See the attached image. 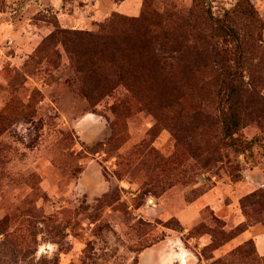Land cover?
<instances>
[{
  "label": "rangeland",
  "instance_id": "rangeland-1",
  "mask_svg": "<svg viewBox=\"0 0 264 264\" xmlns=\"http://www.w3.org/2000/svg\"><path fill=\"white\" fill-rule=\"evenodd\" d=\"M237 1L0 0V264H138L167 235L197 263L264 264V0L261 42L235 21L242 151L219 123L233 48L201 9ZM145 42L121 77L101 54Z\"/></svg>",
  "mask_w": 264,
  "mask_h": 264
},
{
  "label": "trees",
  "instance_id": "trees-1",
  "mask_svg": "<svg viewBox=\"0 0 264 264\" xmlns=\"http://www.w3.org/2000/svg\"><path fill=\"white\" fill-rule=\"evenodd\" d=\"M201 9L207 20L213 25L216 35L225 42L230 43L233 48V61L236 66V72L224 73L221 75L219 81L218 97L221 105V110L219 111V123L223 141L230 148L236 151H242L245 149V147L243 148V144L234 138L241 126L239 106L241 104V96L243 92L239 71L243 61V51L235 21H243L247 24V27L257 30L258 42H261L260 30L262 27V22L260 21L249 0L237 1L234 7L231 10L224 11L222 16H216L211 10L210 6L204 7V5L201 4ZM116 23V20H112L108 25H114ZM71 35H74L73 37L83 36L84 38L93 41L101 40L102 42L104 37L106 38L111 36L113 33L109 35L71 33ZM146 47V42L145 45L133 46L130 48L124 46H115L112 50H107L104 48L101 49V54L108 63H111L113 57H116V59L121 62L122 65H118V72H120L121 77L123 74L127 73L126 68L124 67V55H126V53L142 55V53L146 50ZM244 231H246V227L239 225L235 229L231 230V233H229L226 239L229 242Z\"/></svg>",
  "mask_w": 264,
  "mask_h": 264
},
{
  "label": "crops",
  "instance_id": "crops-1",
  "mask_svg": "<svg viewBox=\"0 0 264 264\" xmlns=\"http://www.w3.org/2000/svg\"><path fill=\"white\" fill-rule=\"evenodd\" d=\"M247 234L232 239L230 243L237 247L248 239V236H245ZM253 238L257 254L264 256V233L258 232ZM200 241L203 245L207 243L205 238ZM188 251L178 236L167 235L158 244L141 251L138 257V264H201L197 263L193 255Z\"/></svg>",
  "mask_w": 264,
  "mask_h": 264
}]
</instances>
